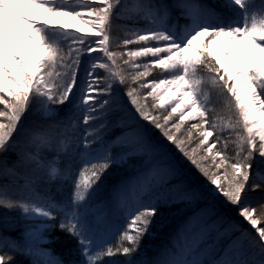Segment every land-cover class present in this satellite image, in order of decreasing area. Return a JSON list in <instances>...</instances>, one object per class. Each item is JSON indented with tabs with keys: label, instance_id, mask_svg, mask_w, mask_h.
<instances>
[{
	"label": "snow or ice",
	"instance_id": "obj_1",
	"mask_svg": "<svg viewBox=\"0 0 264 264\" xmlns=\"http://www.w3.org/2000/svg\"><path fill=\"white\" fill-rule=\"evenodd\" d=\"M0 105V264H264V0H0Z\"/></svg>",
	"mask_w": 264,
	"mask_h": 264
},
{
	"label": "trees",
	"instance_id": "obj_2",
	"mask_svg": "<svg viewBox=\"0 0 264 264\" xmlns=\"http://www.w3.org/2000/svg\"><path fill=\"white\" fill-rule=\"evenodd\" d=\"M114 174H115V170L113 171V173L109 174V177L106 180V184L111 181V178ZM102 186L106 187V185H102ZM104 192H105V190H103V192L100 193V195H102L101 199L105 198ZM99 198L100 197H98L97 199L99 200ZM173 211H174V209H173ZM4 213H5V210L0 208V215L2 216ZM9 215H15V213H9ZM165 215L166 216L168 215L167 209L165 210ZM169 220H170V217H169ZM171 227H172V225L168 220H165V221H159L158 220L157 224L153 228L154 235L146 236L143 240V244L145 246V249L147 251L151 252V246L160 244L164 239L163 238L162 241H160V238H157V237L154 238V236H157L156 234L159 233V234H163V236L165 237L170 232ZM160 228H162V230ZM14 234H16V233L15 232L11 233V235H14ZM56 234L61 237V240L58 241L54 245H50V247H53L58 254L63 253L68 247H71L74 244V241L69 240L65 233H60L59 230H57ZM118 239H119L118 235L113 237V242H117ZM22 259H23V257L17 256V260H22Z\"/></svg>",
	"mask_w": 264,
	"mask_h": 264
},
{
	"label": "rangeland",
	"instance_id": "obj_3",
	"mask_svg": "<svg viewBox=\"0 0 264 264\" xmlns=\"http://www.w3.org/2000/svg\"><path fill=\"white\" fill-rule=\"evenodd\" d=\"M130 2H133V0H130ZM205 2L206 3H208V4H210V5H214V6H217L218 8L220 7V5L223 3V0H205ZM255 3L257 4V5H259V3H260V0H255ZM226 11V14H228V15H231V13H228L227 12V10H225ZM84 15H85V17H87V14L86 13H84ZM76 22H77V24H78V28L76 29V31L77 30H79L81 27L83 28V34H89V35H94V33H92L91 32V30H90V28L87 26V25H81V21L79 20V19H74ZM118 23H120V24H123L124 23V21H118ZM86 29H89V31H86ZM153 75H155V71L153 72ZM0 107H2V105H0ZM104 186H101V188L99 189V191H98V197H100L99 198V200H102L101 199V196L102 195H100V193H102L103 192V190H105V187L103 188ZM1 216V215H0ZM3 216V215H2ZM161 230H162V228H160ZM159 229V230H160ZM14 235H16V234H14ZM157 236H154V238H160V241H162V239L164 238V236H163V234H156ZM70 240V239H69ZM159 241V242H160ZM158 242V243H159Z\"/></svg>",
	"mask_w": 264,
	"mask_h": 264
},
{
	"label": "bare ground",
	"instance_id": "obj_4",
	"mask_svg": "<svg viewBox=\"0 0 264 264\" xmlns=\"http://www.w3.org/2000/svg\"><path fill=\"white\" fill-rule=\"evenodd\" d=\"M57 19L59 20V23L61 25L67 24L69 26V29L72 31H76V29L78 28L77 22L70 17H58ZM86 31H89V29H86ZM242 51H244L243 47L241 49H237V52L235 53V57H238ZM19 55L21 56V58H26L24 56V53H19ZM255 57L258 58L259 54L258 53L255 54Z\"/></svg>",
	"mask_w": 264,
	"mask_h": 264
}]
</instances>
